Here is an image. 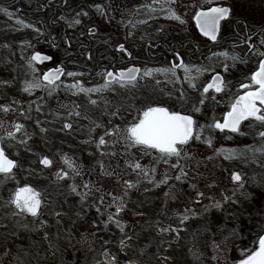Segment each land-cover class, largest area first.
I'll return each mask as SVG.
<instances>
[{
    "label": "flooded vegetation",
    "instance_id": "obj_1",
    "mask_svg": "<svg viewBox=\"0 0 264 264\" xmlns=\"http://www.w3.org/2000/svg\"><path fill=\"white\" fill-rule=\"evenodd\" d=\"M110 4L115 6L109 18L112 22L103 23L99 9H106ZM216 5L230 7L233 11L228 20L221 22L217 40L212 41L201 33L195 16ZM147 6L156 14L155 24L149 22L151 17L147 15ZM169 7L175 10L183 23L168 18ZM234 7V0H222L197 10L188 0H0V9L7 10L0 11V142L6 155L17 165L10 174L0 173V196L3 192L7 196L6 204L16 208L10 203L16 190L31 186L40 193L39 212H52L36 216L19 212L25 215L20 218L15 213L4 216L0 210V233L12 237L15 229L27 227L33 233L31 239H34L40 238L41 231L45 236L40 239L48 250L53 251L52 254L56 250H95L100 219L103 220L101 224L110 219H107L109 215H95L99 208V204H95L100 202L95 156L104 152L97 146L101 137L105 143V137H110L109 144L111 137L114 140L115 148L111 146V150L104 152L107 155L116 154L118 144L123 146V155L130 159L126 173H132L136 164L143 171L139 183H133L135 186H131L130 191L125 189L124 205L132 209L129 205L132 202H159L166 197L167 188L173 194H168V197H175V202L178 197L183 199L180 157L184 155L189 161L195 158L196 151L192 150L197 145L193 140L178 145L180 155L171 156L175 158V169H178L167 170L166 175H172V180L168 182L159 177L154 184L147 178V156H169L158 149L132 145L123 137L130 124L138 121L149 106L166 107L169 111L191 115L196 122L195 127L202 126L204 131L216 121L223 122L235 99L249 90L241 85L251 84V76L264 60V55H261L264 53V14L260 17L257 13L255 19L245 18ZM76 20L80 22L74 23ZM253 20L256 23H252ZM225 51L239 59L233 61L213 55ZM37 53L51 59L33 60ZM212 57L219 58V61L212 60ZM181 60L192 69L190 76L193 79L185 78L184 67H176L174 72L160 71L178 65ZM225 64L228 65L227 70ZM58 67L64 71L54 85L43 81L45 73ZM133 67L140 72L132 82L113 81L109 87L94 92L69 87L97 88L105 84L107 72L118 73ZM196 68L203 71L197 72ZM145 70H152L151 74L145 75ZM217 74L223 78L224 90L217 93L209 89L205 93L204 88ZM37 80L43 81L40 86L24 90L27 83ZM26 115L30 120L28 138L31 150L28 156L21 151L18 153L19 146L12 145L8 136V132H17L15 125H22ZM67 124L72 127L67 128ZM243 128L246 136L242 138L239 149H244L245 145L259 149V141L264 139L260 135L264 133V124L250 119L241 123L239 133L214 127L215 151H202L203 157L213 156L219 151L218 143L222 136H240ZM199 143L206 145L205 135ZM132 153L139 154L140 159L135 162ZM251 154L255 155L254 152ZM45 157L52 161L50 166L42 163ZM66 158L74 164L78 175L65 163ZM248 171L243 172L247 174L246 181ZM64 172L68 176H63ZM158 174L165 175L162 171ZM240 175L242 179H233L234 182L243 181V175ZM260 177L262 186L264 179ZM127 183L131 185V181ZM73 185L76 186L75 191ZM149 185H153L150 199ZM102 202L113 206L121 204L111 197L104 198ZM101 226L107 228L111 239L125 238L131 233V224L123 229L117 227L114 232L111 225ZM69 228L79 234L72 231V240L67 241V236L71 235ZM81 238L87 240L85 245ZM158 261L160 253H156L148 263L136 260L126 264H160ZM117 264L122 262L119 260Z\"/></svg>",
    "mask_w": 264,
    "mask_h": 264
},
{
    "label": "rangeland",
    "instance_id": "obj_2",
    "mask_svg": "<svg viewBox=\"0 0 264 264\" xmlns=\"http://www.w3.org/2000/svg\"><path fill=\"white\" fill-rule=\"evenodd\" d=\"M188 1L196 10L222 2V0ZM241 3L242 8H234L245 18L255 19L257 13L260 17L264 14V0H241ZM114 7L110 4L106 9H99L101 22H112L109 18ZM148 7L150 6H147L146 12L151 17L149 22L155 24L156 14ZM251 22L256 23L254 20ZM139 25L144 26L142 23ZM215 59L219 61V58L212 57V60ZM28 119L29 115H26L21 122L23 126L21 131L14 133L9 140L16 148L19 146L18 153L22 152L25 156L30 155L31 150ZM209 126L205 131L202 126L195 127L192 138L197 145L192 150L196 151L195 158L189 161L190 159L184 155L180 157L183 172L180 171L179 177L183 199L178 197V201L175 202V197H168V194L172 193L170 188H167L163 200L142 204L132 202L129 204L132 209L123 204V198L126 196L123 194L125 189L130 191L131 186H135L133 183L136 181L139 183L143 171L141 167H135L134 171L131 170L132 173H126L130 159L128 155L127 157L123 155V146L118 144V152L107 155L104 152L111 150V146L115 148V145L112 137L110 144V137H105L107 143L97 144L104 152L95 156V179L100 186L99 199L101 196L106 200L109 197H117L116 203L121 204L113 206L110 203H103L101 199L95 204L96 206L99 204L98 213L95 215H109L107 219L111 216L109 222L103 224H101L103 220L100 219V231L95 236V250H56L52 254L53 251L48 250L40 239L45 236L41 231L40 238L31 239L33 234L31 229L24 227L15 229L12 237L0 233V264H117L119 260L122 264L136 260L148 263L147 261H151L156 253H160L158 261L160 264H237L246 254L258 247V239L264 232V184L261 186L259 182V176L261 180L264 179L262 150L264 139L259 141V149L245 145L244 149L240 150L242 138L246 136V129L243 128L240 136H222L218 143L219 151L212 154L213 156L203 157L202 151H215V131L214 127ZM203 135L207 140L211 139V144L199 143ZM229 152L234 153L231 159L227 158ZM253 152L255 155L251 154ZM131 155L132 158L134 155L135 162L140 159L139 154ZM174 161L175 158L171 156L161 158L148 155L145 165L148 181L155 184L159 177L168 182L172 180V175L166 173L167 170L172 172L175 169ZM132 167L134 169V165ZM247 169L250 172L248 171L249 178L246 181L247 174L243 172ZM253 170L256 171L252 173ZM158 171H162L166 176L158 174ZM235 172L243 175L241 183H236L232 179ZM128 181H131V186L128 185ZM244 185L247 187H243ZM147 189L150 199L153 185H149ZM6 198L2 192L0 196V200H3L0 207L2 215L15 213L20 218L25 217L17 208L6 204ZM217 203L219 207L216 206ZM44 212L52 214L45 210H40L39 214ZM127 224H131V233L120 239L109 238L107 228L101 226L111 225L114 232L115 228L123 229ZM69 229L71 235L67 236V241L72 240L73 233L79 234L76 230ZM81 241L84 245L87 243L85 238H81Z\"/></svg>",
    "mask_w": 264,
    "mask_h": 264
},
{
    "label": "snow or ice",
    "instance_id": "obj_3",
    "mask_svg": "<svg viewBox=\"0 0 264 264\" xmlns=\"http://www.w3.org/2000/svg\"><path fill=\"white\" fill-rule=\"evenodd\" d=\"M165 2H168V0H165ZM235 6L237 8H242L243 4L241 3V0H235ZM0 11L7 10L0 9ZM232 11L233 10L230 7L218 6L212 7L207 11L202 10L198 12L195 19L201 33L205 37H209L212 41H216L218 33L220 32L221 22L228 20L232 15ZM168 18L180 20L181 23H183L181 17L171 7L168 8ZM79 22V20L74 21V23ZM21 23H23V21H21ZM120 48L123 50V45H121ZM213 55L223 56L225 59L231 58L233 61L239 59V57L235 55L230 56L227 51L222 53H213ZM261 55H264V53ZM32 59L43 61L50 60L51 57L41 56L37 53ZM176 67H184L186 74L185 78L193 79V77L190 76L192 69L189 66L184 65L182 60L178 65L174 64L172 68L160 69V71L174 72ZM224 67L225 70H227L228 65L225 64ZM63 71L62 67L51 69L43 75V81H47L48 84L54 85L56 80H58L63 74ZM151 71L152 70H145V75H150ZM196 71L201 72L203 69L196 68ZM139 72L140 69L135 67L121 70L118 73L107 72L106 75L108 79L105 84L97 88L84 89L82 85H69V87H78L81 91L87 92L102 91L103 89L109 87L113 81H134L136 79V74ZM68 75H75V73H68ZM43 81L37 80L27 83L24 90L30 91L32 88L40 86ZM224 86L223 78L217 74L213 77L212 82H210L203 91L207 93L209 89H214L217 93H219L224 90ZM241 87L249 90L235 99L231 105V110L228 111L225 116L224 122L221 123L216 121L209 127H215L221 131L227 129L231 132L239 133L240 125L243 121L254 119L264 124V60L260 62L258 70L251 76V84H242ZM92 103H96V101H92ZM200 103L202 104L203 100H201ZM196 110L199 111L198 108ZM77 115H79V113H77ZM195 125L196 122L191 115H183L180 112L169 111L166 107L149 106L143 111L142 117H139L138 121L132 122L125 130L123 138L132 145H142L148 149H158L161 153L168 156H179L181 150L178 145L187 144L189 140L192 139L196 130ZM22 127L23 126L20 124L15 125L17 132L21 131ZM66 127L71 128L72 125L67 124ZM202 130L203 129H201V131ZM260 135L264 137V133H261ZM8 136H13V133L8 132ZM211 142L212 141L209 138L207 143L211 144ZM99 143H105L103 137H101ZM233 154L234 153L229 152L227 158L231 159ZM42 163L46 166H50L52 161L45 157L42 160ZM65 163H67L69 167H72L74 173L77 175L79 174L74 164L68 161L67 158L65 159ZM16 166V162L6 155L2 143H0V173L10 174ZM135 167L140 168L141 166L136 164ZM63 176H68V173L64 172ZM233 179L240 181L242 178L239 173H235L233 175ZM84 187L88 188L89 186L84 185ZM75 190L76 186L73 185V191ZM85 195H87V193H85ZM201 195H203V193H201ZM100 199L102 201L103 197L101 196ZM113 199H117V197H113ZM10 203L14 204L21 213L27 212L32 216H36L38 215L41 206L40 193L31 186L26 185L16 190ZM216 206L219 207V203H217ZM117 223L119 222L117 221ZM238 264H264V236L259 237L258 247H256L255 250L250 251L249 254H246L244 258L240 259Z\"/></svg>",
    "mask_w": 264,
    "mask_h": 264
},
{
    "label": "water",
    "instance_id": "obj_4",
    "mask_svg": "<svg viewBox=\"0 0 264 264\" xmlns=\"http://www.w3.org/2000/svg\"><path fill=\"white\" fill-rule=\"evenodd\" d=\"M262 236H264V233L262 234Z\"/></svg>",
    "mask_w": 264,
    "mask_h": 264
}]
</instances>
